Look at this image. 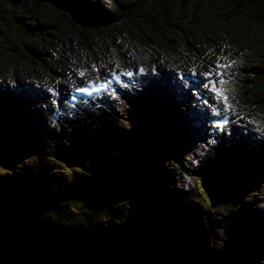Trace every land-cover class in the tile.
Masks as SVG:
<instances>
[{"label":"rangeland","instance_id":"1","mask_svg":"<svg viewBox=\"0 0 264 264\" xmlns=\"http://www.w3.org/2000/svg\"><path fill=\"white\" fill-rule=\"evenodd\" d=\"M88 1L85 6L89 7L93 3L103 7L108 19L88 14L87 17L91 16L90 21L86 25H82L74 21L69 11L64 7L48 0H35L34 2L33 0H22L18 3L13 0H0V60L3 62L1 63L0 77L5 76L6 79L2 81L3 86L0 87V111L2 113V115L0 114V129L4 132L2 133L4 137H8L10 134L6 128L10 124V117L16 120L15 127L22 123V119H27L33 126V133L46 143L45 148H40L38 154L47 161L50 158V148L55 149L59 145L61 148L64 146L63 148L66 150L68 147L65 142L71 141L69 144L71 149L73 145H87L95 138L100 137L97 149L90 148L88 154L92 158L104 155V161L108 166H111V162H115V160H112L110 157L112 155L108 152L113 148L117 150L120 157L124 150L119 148L120 144L122 143L124 146L127 143L126 136L133 132L136 133L139 128H133L131 123L138 110L149 113L156 111L163 117L165 115V119L169 118L165 123L164 141L168 146H172L171 150L184 164H181L177 159L164 164L167 169L165 177L167 185L165 189L158 190L161 197V202H159L162 205L157 207L156 202L151 205L158 217L171 221L173 224L171 227H164L162 223V229L172 233V236L180 233V236L186 240L190 238L189 235L197 236L203 242L200 245V248L203 249L200 254L204 252L223 254L224 259L221 257L222 262H218V264H222L223 261L224 264H264V220L258 218L259 215L255 216V212H253L258 209L257 202L264 197V180L260 178V175L255 174L249 179L250 182L244 184L242 178L241 186L244 187V193H246H242V205L237 208L223 207L222 205L211 207L204 203L200 198L201 173L203 169L207 170L214 159L216 160L215 157L219 155L221 157L224 152L222 153V150L218 149L216 155L208 153L207 156H203L199 160L195 158L198 155L195 156L197 153L193 152L191 144L194 145V143L191 141L192 138L196 140V136L193 132L192 137L189 136L187 127L180 116V110L176 112V108L186 110L181 105H177L175 101L171 102V105L168 104L165 95L158 94L151 97L146 94L138 97L136 101L117 105L113 111L103 114L104 117L95 118L100 121L96 126L84 123L79 128L71 127V125L65 131L56 132L51 131V128L48 130L49 121L43 123L42 120V124H40L34 115H27L29 112L19 101L22 98L13 94L10 88L6 90L3 88L4 86L9 87V84L14 87L17 81H22L29 87L32 84L28 82L33 81L62 85L68 79L72 81V75L79 72L84 65L90 66L92 63L100 66L102 70L113 66L123 68L139 63L154 62L162 68L194 67L199 64L203 69L212 64V59L226 54L227 58L239 57L240 59L237 72L242 99L238 98V103L243 105L242 108L244 107L245 111L251 109L248 113L253 120L264 123V102L259 101L251 91L253 74L264 70V29L255 30V34L259 35L261 39L252 41L248 45L239 44L238 41L227 43L228 41L223 39L211 40L209 36L200 38L197 30H194L192 34L185 35L178 29L158 32L159 29H156L154 25L149 26L144 22L141 27H138L137 20L140 21L141 16L129 17L123 13V10L130 6L131 0H100V3H96V0ZM172 2L175 7L186 8L181 13L186 16V20L191 19L189 17L190 13L194 11L195 0H172ZM156 9L158 8L149 4L146 7V13H156ZM147 17L152 18L151 15ZM18 22L27 25L35 24L46 34L41 38L32 36L27 37L24 41L22 38L18 39L14 32ZM32 52L35 53V57L31 59ZM69 66L75 68L73 72L68 70ZM89 71L92 72V70ZM21 88V94L26 97L25 88L23 86ZM7 93L14 95V103L7 102ZM162 99L165 101L163 102ZM45 101L42 106L39 100L35 101L39 110L42 111L38 110L42 118L49 111L47 108H43L47 104ZM162 116L150 120L146 114L144 120H140V128L148 132L150 124L158 126L162 122L164 123L165 119ZM80 124L78 123V125ZM145 142L149 144L148 140ZM206 152H209V149H206ZM88 154L84 157L87 158ZM251 154L254 156L255 153ZM177 156L175 157L178 158ZM26 166L29 169L32 168L29 156H23L21 163L13 159L2 168L0 167V179L7 176L12 178L21 173L25 174ZM117 169L118 166L115 165V170ZM257 169L261 170L260 173L263 176L264 169ZM60 170L63 169L60 168ZM258 170L256 173H259ZM215 175L217 174L211 177ZM257 183L260 186L262 184V188L260 186L257 188ZM163 206L164 213L161 211ZM11 210L0 215L1 226L9 225L14 222L15 217L22 216L23 208L20 207L18 210L12 208ZM169 212L172 215L169 216ZM207 235L211 237L209 243L204 242L209 237ZM188 245L191 246L190 243ZM199 259L201 260L200 264H213L204 259L202 261L201 255Z\"/></svg>","mask_w":264,"mask_h":264},{"label":"trees","instance_id":"2","mask_svg":"<svg viewBox=\"0 0 264 264\" xmlns=\"http://www.w3.org/2000/svg\"><path fill=\"white\" fill-rule=\"evenodd\" d=\"M48 1L61 5L74 21L86 25L84 13L91 11L85 6L86 0ZM149 4L158 8L156 13H146ZM182 8L175 7L172 0H131L123 13L129 17L141 16L138 27L144 22L154 25L158 32L178 29L186 35L197 30L200 38L209 36L211 40L238 41L242 45L261 39L254 31L264 29V0H195L189 20L181 13L186 8ZM99 11L95 6L94 14ZM15 28L16 37L23 41L46 34L35 24L18 22ZM1 63L0 60L2 71ZM252 91L264 102V70L255 74ZM144 114L139 112V117L131 121L133 128L140 126ZM148 116L151 120L162 115L152 112ZM29 122L22 119L15 127V119L10 117L6 126L8 137L0 129V167L13 159L21 163L23 156H29L32 165L31 169L24 168L25 174L0 179V215L12 208H23L21 217H15L9 225H0V264L10 255L22 261L36 257L49 264H200V255L202 261L222 262L220 252L200 254L203 242L197 236L189 235L186 240L180 233L172 236L163 230L162 223L171 227L172 222L162 220L151 207L153 202L157 207L162 205L158 190L167 185L164 164L177 159L161 137L164 131L166 134L167 120L149 126L148 132L139 127L136 133L126 136L127 143L119 146L124 149L120 157L113 148L108 152L115 160L111 166L104 161V155L92 158L88 154L90 148L97 149L99 137L71 149V141H66V150L59 145L50 148V158L44 160L38 151L46 143L37 138ZM214 172L212 167L201 174L200 198L207 205L210 202L205 187ZM241 198L239 194L223 207L237 208L241 206ZM161 211L165 212L164 206ZM209 239L210 236L203 241L207 243Z\"/></svg>","mask_w":264,"mask_h":264},{"label":"bare ground","instance_id":"3","mask_svg":"<svg viewBox=\"0 0 264 264\" xmlns=\"http://www.w3.org/2000/svg\"><path fill=\"white\" fill-rule=\"evenodd\" d=\"M87 1L88 0H86L85 3H87ZM88 3H89V1H88ZM39 30H41L40 27H39ZM69 67L70 68L68 70H74L75 69L72 66H69ZM73 77H74V75H73ZM78 79H80V77ZM84 79L85 78H83V80ZM87 80L88 79H85L84 81H87ZM19 82H20V87H22L23 85L26 84V83H24L22 81H19ZM157 82H160V81H157ZM73 83H74V81H71L70 79H68V80H66V81L63 82L62 87H63V89H67L69 87V85L70 84H73ZM199 83H200V80H199ZM197 84H198V82H197ZM29 89H30V91H29ZM29 89H28V93H27L26 97L23 96V94H21L22 91H20L18 93H16V92H14V93L17 94V95H19L22 98V100H19V101H21L22 106L25 108V110L27 112H29V114H27V115H34V117L37 118V120H38V122L40 124H42V120H43V123H45L46 121L48 122L49 121V118L48 117H49L50 114L49 113H45V111H44L45 115L42 118L41 117V114H40V112H42V111H40L39 108L36 109V107H38V105L35 104L36 98L34 96H31V94H36L38 90L36 89L35 86H30ZM151 89L155 90L156 94H161L162 95V92H164L163 95H166V96H169V95L172 96V93H174V87L173 86H169L168 85V82L164 86H157V85H155L154 87H151ZM233 89L237 91V88H233ZM21 90H22V88H21ZM40 96H41V94H40ZM243 97H244V95H243ZM162 101L164 102L165 100L162 99ZM161 104L163 105L164 103H161ZM248 111H251V109H248ZM92 112L94 113V111H92ZM194 112L195 111L192 110L191 113H189V112L188 113H184L183 112L181 114V117L186 122L187 127L189 128L188 129V132H189L188 134H190L189 135L190 137H192L191 136L192 135L191 132H196V133H199L200 134V132L202 131V128L204 126V123H200L199 125H197L198 117L196 116V113H194ZM202 117H204V116H202ZM203 120H204L203 118L200 119V121H203ZM98 122H100V121H97L96 119H90L89 121H84V122L82 120L80 125L75 124V126L79 128V127L83 126L82 124H84V123H86V124L87 123H90L91 125L96 126ZM80 129H82V128H80ZM48 130H50V126H49ZM76 130H79V129H76ZM161 137L162 138H165V131H164V134L161 135ZM248 137L250 138V136H248ZM186 139H187V141H189L188 138H186ZM199 141H202L201 140V136H199V138L197 140H195L194 138H192V141L191 142L196 145L195 148H192L194 145L191 144V148L193 149V152L195 151V149H199V150H202L203 149V147L201 146V143ZM246 143H248L247 140H246ZM261 145L264 146L262 142H259V143L256 144V148L255 147L252 148L251 146L249 147V145L247 144L248 147L246 149H244V150L241 149L237 153L236 152L235 153L231 152L230 149L225 150L226 153H224V154L227 156V158L228 157L230 158V160H231V162L233 164H236L235 166L237 167V169L239 171V174L243 177L244 184H247V182H250L249 179H251V177H253L255 174H258L259 175V173H256L257 170H258L257 168L264 169V147H262ZM170 147H172V146H170ZM252 152L255 153L254 156L251 154ZM196 155L197 154H195V156ZM175 156H177V155H175ZM197 157H195L197 160H199L200 158H202V157H199V156H197ZM100 158H101V156H100ZM232 158L237 163H234V161L232 160ZM177 160H179V162L181 164H184L183 162L180 161V158L179 157L177 158ZM93 161L96 163V160H93ZM116 164H117V162H116ZM219 171H220L219 167H215L214 174L219 173ZM258 175H257V177H258ZM258 185L260 186V184H258ZM261 188H262V186H261ZM257 207H258L257 211H253V212H255V216H258L259 215L258 218L264 220V197L261 198L260 201L257 202Z\"/></svg>","mask_w":264,"mask_h":264},{"label":"water","instance_id":"4","mask_svg":"<svg viewBox=\"0 0 264 264\" xmlns=\"http://www.w3.org/2000/svg\"><path fill=\"white\" fill-rule=\"evenodd\" d=\"M15 3L22 0H13ZM115 163V162H114ZM220 171L210 182L207 183L205 189L208 194L212 207L226 205L231 203L234 198L241 192L242 178L237 170L231 164L221 165ZM3 264H49L45 260L35 259L32 261H23L15 255H10Z\"/></svg>","mask_w":264,"mask_h":264}]
</instances>
